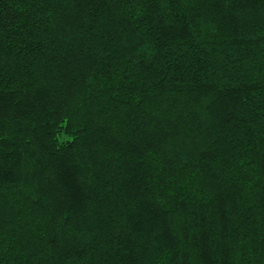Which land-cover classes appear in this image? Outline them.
<instances>
[{
    "label": "trees",
    "instance_id": "16d2710c",
    "mask_svg": "<svg viewBox=\"0 0 264 264\" xmlns=\"http://www.w3.org/2000/svg\"><path fill=\"white\" fill-rule=\"evenodd\" d=\"M0 264H264V0H0Z\"/></svg>",
    "mask_w": 264,
    "mask_h": 264
}]
</instances>
